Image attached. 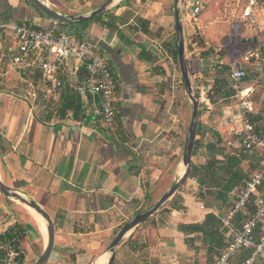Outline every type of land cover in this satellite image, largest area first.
Returning <instances> with one entry per match:
<instances>
[{"label": "crops", "instance_id": "obj_1", "mask_svg": "<svg viewBox=\"0 0 264 264\" xmlns=\"http://www.w3.org/2000/svg\"><path fill=\"white\" fill-rule=\"evenodd\" d=\"M56 1L61 14H87L106 0ZM121 1L114 0L100 18L70 28L40 16L31 0H0V178L51 217L55 235L46 264H107L108 245L122 225L156 202L178 177L183 139L169 113L178 72L175 3ZM23 21L69 31L97 45L117 81L114 134L103 127L99 97L90 93L86 72L73 58L60 72L63 85L57 90L35 72L31 80L38 95L27 98L9 53L15 46L12 27ZM215 53L187 57L199 88L218 86L225 56ZM242 87L250 93L253 86L242 81ZM227 101L222 92L214 93L212 102L200 100L221 110L217 130L233 139L240 129V122L232 120L239 106ZM206 112L199 117L204 125ZM193 181L187 179L162 209L122 239L113 264H216L227 244L221 226L215 235L224 246L215 247L214 254L208 237L192 229L202 225L207 213L219 220L224 213L204 206L191 192ZM23 211L15 212L20 218L14 215L13 223L22 221L29 238L43 240V250L46 240L34 216Z\"/></svg>", "mask_w": 264, "mask_h": 264}, {"label": "built area", "instance_id": "obj_2", "mask_svg": "<svg viewBox=\"0 0 264 264\" xmlns=\"http://www.w3.org/2000/svg\"><path fill=\"white\" fill-rule=\"evenodd\" d=\"M186 1L184 12L190 20H195L202 8V2ZM257 8V0H246L242 17L248 23L256 24ZM12 29L15 46L12 44L9 48L10 67L20 75L27 98L35 100L38 95L37 87L31 80L35 72L40 73L42 83L49 85L51 90H57L63 85L59 74L67 60L73 58L86 72L85 85L90 93L99 97L100 107L97 113L101 117L103 127L114 134L117 81L97 45L72 32L36 26L25 21L16 24ZM243 77V69L237 62H233L229 67L227 81L228 87L235 92L239 112L232 120L240 122L237 132L240 145L249 153L259 151L262 161L259 171L244 186L230 192L234 202L220 217V226L227 238V244L219 252L216 264H230L241 250L251 247L254 248L253 252L240 264H264V230L259 238L255 235L257 228L264 224V137L256 134L253 126L244 117V111L250 110L253 105L246 100L248 90L242 87ZM206 92L204 86L198 89L201 101L205 102ZM251 202L254 205L253 211L238 221L240 214H247Z\"/></svg>", "mask_w": 264, "mask_h": 264}, {"label": "trees", "instance_id": "obj_3", "mask_svg": "<svg viewBox=\"0 0 264 264\" xmlns=\"http://www.w3.org/2000/svg\"><path fill=\"white\" fill-rule=\"evenodd\" d=\"M126 1L128 0H122L121 2L123 3ZM200 1L202 2V8L199 12V15L204 8L203 1ZM245 3L246 2L244 1V3L242 4V9ZM97 5L98 4H96L95 6ZM40 14L46 17L45 14L41 12ZM101 15L102 14L97 15L91 20L98 19L101 17ZM91 20L87 22H81L79 24H86ZM59 24L70 28L78 25L66 23ZM76 36L80 37L79 35ZM185 41L187 52L189 51V49H191V47L193 48L194 45L197 48H193L194 52L200 51L203 55H206V53L208 52V47L201 37H194L191 41H187L186 38ZM207 55H209V52L207 53ZM220 65L221 68L219 74L217 75L218 86H213L212 88L207 89L206 92V97L210 102H212L213 95L214 93L216 94V92H222L223 97L227 99L234 97L235 94V92L228 87L227 78L229 73V66H227L226 64ZM226 70L227 75L225 73H222V71ZM190 72L193 77V82L196 85L198 91L200 86L199 79L194 75V72H192L191 70ZM221 75H224V77H222ZM245 78L246 74L244 73L242 81H244ZM180 82L183 86V81L181 78ZM225 85L226 87H224ZM262 92H264V89L262 90ZM246 100L250 101L254 106L250 110L244 111V117L246 121H248L253 126V131L259 136L264 137V110L258 109L259 105L254 102L252 92L247 94ZM204 108H206V110H208L209 112L208 123L204 125L198 119L195 144L192 154V158L202 156L204 160L203 162H191V173L189 178L198 183L199 190L198 192H196V197L204 204V206L208 209L216 208L223 214L230 206H232L234 202V197L232 194H230V192L244 186L245 183L257 171H259L261 167L262 156L260 155L259 151L249 153L244 147H242L239 143V135L234 136L233 139H227L222 136L217 130L218 119L222 116L221 110L217 107H215V109H209L204 106ZM201 113V110H199V117L201 116ZM234 141H236L237 143L236 146L234 144ZM3 198L6 201H11L7 197ZM218 203H220V207H224L225 210L219 209L217 207ZM153 204L146 205L145 207L141 208L139 212L151 207ZM253 209L254 205L251 202L247 214H240L238 216V221L244 219L249 213L253 211ZM16 215L18 216V213ZM18 218L20 217L18 216ZM219 226L220 220L210 213H207L202 225L200 227L192 229L193 231H198L202 233L203 236L208 237L209 241L212 242V246L208 247V250L212 251L213 254L216 252L215 247L219 250L224 246L219 236L215 235V232L219 233ZM23 227L24 223L22 221L14 222L11 226L6 228L3 233H0V264H6V259L8 258V255L10 253L8 250L11 248L13 249V253H15V257L13 258V260H15L17 264H25V254L23 249V247H25L23 246L24 239H27L32 247H35L37 245L36 254L37 256L40 255L42 251L41 246H38V244H36V242L34 241H30L29 237L25 234ZM35 230L38 231L36 227ZM262 230H264V224H261L255 231V235L257 238L260 237ZM133 233L130 235V237L133 235ZM253 250V247L241 250L237 255V258L235 257V263L240 264L245 258L250 256Z\"/></svg>", "mask_w": 264, "mask_h": 264}, {"label": "rangeland", "instance_id": "obj_4", "mask_svg": "<svg viewBox=\"0 0 264 264\" xmlns=\"http://www.w3.org/2000/svg\"><path fill=\"white\" fill-rule=\"evenodd\" d=\"M45 3L50 8L57 9V1L55 0H40ZM54 1V2H53ZM79 0H76V2ZM204 4L203 11L200 13L196 20H184V34L187 41H191L194 37H201L208 47V52L215 53L216 55L225 56V64H229L234 61L238 62V65L243 69L246 74L245 85H252V96L254 97V102L258 104V109L264 110V98L262 95V90L264 89V0H257L258 2V11L256 14V24H250L245 19H243L242 13V4L246 0H202ZM99 3V2H98ZM97 4V3H96ZM93 5V4H92ZM88 6V5H87ZM185 8V4L182 6V9ZM81 10V9H80ZM57 11V10H56ZM40 16H43L38 11ZM44 17V16H43ZM48 19L47 17H45ZM80 25V24H78ZM256 38V42L252 41V38ZM242 38H251L250 42L242 44ZM186 46V41H185ZM194 49H197L194 45ZM193 48L189 49L186 56L190 59L195 57L197 51H193ZM207 52V53H208ZM206 53V55H207ZM252 54V55H249ZM197 56V55H196ZM252 56V57H251ZM170 66V64H169ZM189 66V65H188ZM171 67V66H170ZM172 70V67H171ZM173 72V70L171 71ZM177 77H174V84L172 88L171 95L169 97V113L174 119V123L179 131H181V138L183 139V144L186 138L187 129L190 121L191 114V103L184 90V85L182 86L180 82V72L178 69ZM191 73V72H190ZM227 75V70L222 71ZM179 74V76H178ZM194 83V82H193ZM244 85V84H243ZM196 87V85H195ZM250 92V93H251ZM227 103L229 104H238V101L235 97L228 99ZM202 113L206 114L208 110L204 106L200 107ZM201 113V114H202ZM201 121V119H199ZM230 122L226 123L227 131L231 129V126H228ZM233 127V126H232ZM204 158L202 156L193 157L192 161L194 162H203ZM181 161V160H180ZM181 163L179 166L178 177L181 173ZM247 170V169H246ZM1 177V176H0ZM190 179V178H188ZM193 181V179H190ZM193 189L191 192H198V183L193 181ZM190 188V186H189ZM164 191L161 192V194ZM1 193V192H0ZM1 196L3 194L1 193ZM0 196V232H4L6 228L13 224V215H16L15 212H19L25 215L23 210L25 207L16 200L10 199L11 201L4 200V196ZM151 204V203H150ZM149 204V205H150ZM219 209H224L220 207V203L217 204ZM30 216H34L31 212ZM40 232L41 224L40 222L33 217ZM23 219V217L21 218ZM34 237L36 235L39 237L40 234L32 230ZM42 236L45 237V231L42 232ZM37 238V237H36ZM30 241H33L29 238ZM46 240V239H45ZM43 240L38 241V246L42 244ZM40 242V243H39ZM27 243V244H26ZM23 249L25 254V264H34L37 254V245L32 247L29 244L27 239L23 240ZM10 253L6 259V264H17L13 258L15 253L13 249L8 250ZM237 258V256H236ZM236 258L231 260L230 264H236Z\"/></svg>", "mask_w": 264, "mask_h": 264}, {"label": "water", "instance_id": "obj_5", "mask_svg": "<svg viewBox=\"0 0 264 264\" xmlns=\"http://www.w3.org/2000/svg\"><path fill=\"white\" fill-rule=\"evenodd\" d=\"M114 0H106L100 6L92 10L87 14H61L56 10L50 8L40 0H31L33 7L39 12L43 13L50 20L59 23L66 24H79L81 22H86L90 19L95 18L97 15L102 14L113 4ZM174 21H175V35L177 42V63L180 72V77L183 81L184 90L191 103V114L190 121L187 129L186 138L183 144L181 165L184 167V172L181 176L177 177L169 188L160 196V198L149 208L135 214L127 222H125L121 229L117 232L113 240L108 245L107 251L109 253V259L107 264H113L115 260L116 247L120 244L122 239L128 235L137 226L148 220L151 216L162 209L165 204L174 196V194L181 188V186L186 182L191 173V162L192 154L195 144L197 123L199 119V110L201 107L200 96L193 83L191 73L189 71L187 56H186V46H185V34H184V10L182 6L184 5V0H174ZM250 42V38L242 39V42ZM256 42V38H253ZM0 192L4 197L19 201L21 204L28 206L33 209L37 214H39L45 221L46 235L47 239L45 241L43 250L38 258L35 260L34 264H46L54 244V224L47 213L41 206H39L35 201L27 197L25 194L16 190L15 188L5 184L0 178Z\"/></svg>", "mask_w": 264, "mask_h": 264}, {"label": "bare ground", "instance_id": "obj_6", "mask_svg": "<svg viewBox=\"0 0 264 264\" xmlns=\"http://www.w3.org/2000/svg\"><path fill=\"white\" fill-rule=\"evenodd\" d=\"M183 172H184V167L182 166V167H181V173H180V176L183 174ZM24 207H25L29 212H31V213L34 215V217L40 222L42 232L45 231V237H44V238L47 239L46 228H45V221H44V219H43L39 214H37L33 209L29 208V207L26 206V205H24Z\"/></svg>", "mask_w": 264, "mask_h": 264}]
</instances>
